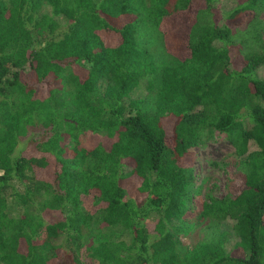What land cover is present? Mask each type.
<instances>
[{
    "label": "trees",
    "instance_id": "obj_1",
    "mask_svg": "<svg viewBox=\"0 0 264 264\" xmlns=\"http://www.w3.org/2000/svg\"><path fill=\"white\" fill-rule=\"evenodd\" d=\"M216 1L0 0V264H264V0Z\"/></svg>",
    "mask_w": 264,
    "mask_h": 264
},
{
    "label": "rangeland",
    "instance_id": "obj_2",
    "mask_svg": "<svg viewBox=\"0 0 264 264\" xmlns=\"http://www.w3.org/2000/svg\"><path fill=\"white\" fill-rule=\"evenodd\" d=\"M239 1L242 0H217L214 7L219 13L224 14ZM192 15L193 13H191L190 15H183L181 17L179 16L177 20L174 19L169 21L170 26H172L173 28L167 39L170 40L171 44L181 46L186 26L191 23ZM247 16L248 15H244L240 19L231 22L228 21L227 23L229 25L237 26L243 29L246 27V25L244 24L247 20ZM218 21H220L221 23L223 20L220 18ZM258 75L262 78L264 77V68L258 70ZM144 92V87L139 86L137 91L134 92V95L144 94ZM26 138L28 137H24L21 140V147L24 146ZM249 148L250 150H253L254 145L250 143ZM190 151V163L195 175V184H198L202 179H208V182L210 183L209 186L211 187V190H213L214 195L217 197L224 196L227 192L228 187V172L227 169L224 168L223 162L230 158H236L237 156L232 143L228 139H226L225 136L215 134L209 139H204L203 142L191 148ZM126 182L124 183H132L130 181H128L127 183ZM239 185L240 180L238 179L233 186V191L238 190ZM130 190L131 187L129 188V193ZM131 193L134 194V190H132ZM44 216L47 220L59 217V215L48 212H46ZM182 240L184 242L188 241L186 237H183ZM232 244L234 243L229 242L227 248L230 249L232 247Z\"/></svg>",
    "mask_w": 264,
    "mask_h": 264
}]
</instances>
